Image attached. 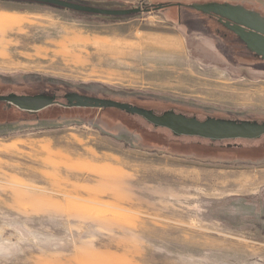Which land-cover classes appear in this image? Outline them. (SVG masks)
<instances>
[{"label": "rangeland", "instance_id": "374dc122", "mask_svg": "<svg viewBox=\"0 0 264 264\" xmlns=\"http://www.w3.org/2000/svg\"><path fill=\"white\" fill-rule=\"evenodd\" d=\"M66 1L163 8L108 17L0 0V94L74 91L264 121V61L190 9L227 2L264 16V0ZM124 116L0 119V264H264V136L174 137Z\"/></svg>", "mask_w": 264, "mask_h": 264}, {"label": "water", "instance_id": "95a60500", "mask_svg": "<svg viewBox=\"0 0 264 264\" xmlns=\"http://www.w3.org/2000/svg\"><path fill=\"white\" fill-rule=\"evenodd\" d=\"M10 1L34 2L78 13L108 17H127L142 12H149L150 9L158 10L163 8L162 4L153 5L148 8L138 6L126 9H105L66 0ZM177 5L179 6V4ZM190 7L197 12L225 19L224 27L236 35L247 50L264 61V17L260 13L246 9L241 5H232L226 2L193 4ZM65 98L69 107L118 110L127 115L143 119L154 129L167 130L174 137L198 138L210 142H222L235 140L251 141L264 136V122L259 121L219 119L214 117L200 120L194 116L175 113L172 110L157 114L153 110L111 99L86 97L78 94H67ZM1 102L9 103V106L13 105L20 110L37 112L51 105L53 98L43 95L17 96L10 94L8 96L0 95Z\"/></svg>", "mask_w": 264, "mask_h": 264}, {"label": "flooded vegetation", "instance_id": "af4514ba", "mask_svg": "<svg viewBox=\"0 0 264 264\" xmlns=\"http://www.w3.org/2000/svg\"><path fill=\"white\" fill-rule=\"evenodd\" d=\"M211 2H214V1H211ZM216 2V1H215ZM217 3H225V2H217ZM227 3V2H226ZM230 4V3H229ZM232 5H237V4H232ZM246 8V7H245ZM190 9H192L191 7H190ZM246 9H249V8H246ZM251 10V9H250ZM253 11H255V10H253ZM257 12V11H256ZM259 13V12H258ZM202 15H203V17H207V18H209L210 19V21L212 22V24H213V31L214 32H220L221 31V29L224 31L225 30V32L222 34V33H219V35L221 36V37H225V36H227V35H229V36H232L233 38H231L232 39V41H233V39L237 42V41H240L239 40V38L236 36V35H234L231 31H229L226 27H224V23L226 22V20L225 19H219L217 16H214V15H206V14H203V13H201ZM261 15V14H260ZM261 16H263V15H261ZM264 17V16H263ZM232 24V23H231ZM230 24V25H231ZM223 31H221V32H223ZM241 42V41H240ZM242 43V42H241ZM242 46H245L243 43H242ZM246 48V47H245ZM251 53V52H250ZM253 54V53H252ZM253 55H255V54H253ZM256 56V55H255ZM256 57H258V56H256ZM258 58H260V57H258ZM261 59V58H260ZM41 91V90H40ZM37 92V91H36ZM10 94H14V95H17V96H37V95H43V96H46V97H51V98H53V103L51 104V105H49V106H47V107H45V108H43V109H41V110H39V111H37V112H29V111H24V110H20V109H18L17 107H15V106H13V105H10L9 106V103H3V102H1L0 104V119H6V118H9V117H12V116H14L16 113L17 114H21V113H24L25 115H27V116H29V117H32L31 119H35L34 117L35 116H38V117H40V114L43 112V111H46V110H48V109H50V108H52V111H54V110H68V109H77V108H75V107H69L67 104V100H66V98H65V96L67 95V94H78V95H80V96H86V97H93V98H101V99H108V98H105V97H97V96H94V95H92V94H84V93H81V92H74V91H68V92H65L62 96H61V99L63 100V101H60L59 100V97L55 94V93H49V92H45V91H41V92H38V93H15V92H11V93H9V94H7V95H4V94H0L1 96H8V95H10ZM114 101H116V100H114ZM119 102H121V101H119ZM123 103H125V102H123ZM128 103V102H127ZM128 104H132V103H128ZM133 105V104H132ZM136 106V105H135ZM82 109H93V108H82ZM103 110H105V109H103ZM123 113V112H122ZM125 114V113H124ZM57 117H59V116H57ZM56 117V118H57ZM26 120H29V119H26ZM21 121H23V120H21ZM3 122V121H2ZM5 122V123H4ZM4 124H6V123H9V122H17V120L16 119H14V120H4ZM261 122H264V121H261Z\"/></svg>", "mask_w": 264, "mask_h": 264}, {"label": "trees", "instance_id": "16d2710c", "mask_svg": "<svg viewBox=\"0 0 264 264\" xmlns=\"http://www.w3.org/2000/svg\"><path fill=\"white\" fill-rule=\"evenodd\" d=\"M91 6V5H90ZM193 10V9H192ZM255 11H257V12H259V10L258 9H255ZM197 12V11H196ZM198 14H201L200 12H197ZM260 13V12H259ZM82 14H84V13H82ZM135 15H137V14H135ZM202 15V14H201ZM131 16H134V15H131ZM202 17H203V15H202ZM237 43L240 45V47H242V50H241V52H243V53H248V54H251V55H253L252 53H250V51L249 50H247L246 48H245V46H242V43L240 42V41H237ZM180 105V104H179ZM136 106H138V105H136ZM138 107H140V106H138ZM143 108V107H142ZM144 109H146V108H144ZM180 109L181 110H179V112H182V113H184V112H189L188 110H186V108H184V106H180ZM109 110H114V109H109ZM150 110V109H149ZM114 111H117V112H120V111H118V110H114ZM122 113V112H121ZM124 114V113H123ZM126 117H130V115H127V114H124ZM124 116V117H125ZM215 118V117H214Z\"/></svg>", "mask_w": 264, "mask_h": 264}]
</instances>
